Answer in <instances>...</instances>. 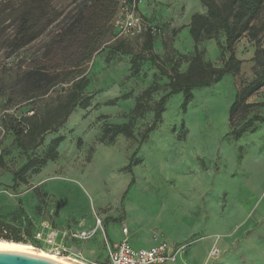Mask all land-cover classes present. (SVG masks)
<instances>
[{
    "label": "rangeland",
    "instance_id": "rangeland-1",
    "mask_svg": "<svg viewBox=\"0 0 264 264\" xmlns=\"http://www.w3.org/2000/svg\"><path fill=\"white\" fill-rule=\"evenodd\" d=\"M20 1L0 2V222L10 228L3 235L48 253L57 246L73 245L82 256L71 257L83 264L103 263L101 232L86 241L66 233L92 228L99 219L108 241H121L122 229L127 228V241L135 250L153 247L156 238L184 246L189 259L185 264H264V121L254 122L255 129L238 138L228 125L236 92L255 79L254 43L243 36L235 44L239 73L194 89L186 105L181 94L169 97L160 121L144 136L153 119L150 110L168 92V81L159 73L150 80L146 62L131 76L125 65L132 57L112 53L111 46L117 41L132 43L133 55L140 49L139 38L113 39L110 33L100 52L80 70L88 81L83 93L90 98L89 107L76 109L56 132L45 133L36 149L30 148L33 142L26 133L25 154L14 144L9 124L26 117L24 130H31L34 121L29 118L42 116L55 105L67 85L34 100L10 95L18 72L33 62L49 64L46 60L58 55L52 40L61 27L55 25L26 48L10 52L6 42L19 33V27L7 15ZM114 1L118 7L120 0ZM78 2L52 0V6L63 17ZM137 4L142 18L144 9L165 10L166 25L182 22L183 16L200 8L198 0H137ZM223 39L220 35V42ZM260 43L264 48V36ZM199 48L205 60L221 66L220 51L213 42L201 43ZM159 62L171 70L168 60ZM186 66L182 62L179 71ZM153 83L155 90L149 100H143L146 112L133 117L130 112L136 98ZM115 99V104H107ZM247 103L262 105L247 119L264 118V87ZM123 124H129L131 137L117 135L108 140L109 135L102 132L106 126ZM58 136L63 140L55 148L56 159L47 160L36 174L26 172L13 186L12 173L24 164L26 155L43 156Z\"/></svg>",
    "mask_w": 264,
    "mask_h": 264
},
{
    "label": "trees",
    "instance_id": "trees-1",
    "mask_svg": "<svg viewBox=\"0 0 264 264\" xmlns=\"http://www.w3.org/2000/svg\"><path fill=\"white\" fill-rule=\"evenodd\" d=\"M2 0H0L1 2ZM205 9L204 14L196 13L191 16L188 32L193 42V51L189 55H174L168 61L172 64L171 70H165L152 51L154 38L144 34L138 52L132 55L130 46L124 41H117L111 46V52L131 54L130 75L138 74L141 62L149 61L160 76L167 78L168 92L162 96L150 110L153 113L151 124L144 132V136L152 131L161 119L164 106L169 97L181 94L186 105L196 88L208 87L226 75L239 73L241 62L235 58V44L246 36L255 45L253 61L254 81L237 91L235 99L228 110V125L231 134L238 138L245 132L253 131L254 122H263L264 118L247 116L261 104H249L247 100L264 87V48L261 38L264 36V18L261 15L264 9V0H198ZM117 3L114 0H79L73 10L62 17L52 6V0H21L18 8H14L7 18L19 27V33L11 40H7L5 47L12 53H17L31 43L38 40L55 25L61 26L55 34L53 46L58 49L56 57L46 60L49 64L33 62L16 74L10 85V95L25 101L43 97L59 85H67L64 96L58 98L55 105L46 108L42 116L29 118L34 121L32 128L25 131L26 117H20L9 124L14 144L27 154V147L23 142L26 133L33 144L31 149L38 148L45 133L56 132L76 109L85 110L89 107L90 98H85L83 90L88 81L80 72L82 67L100 52L104 38L110 33L114 36L111 22L115 16ZM261 20V21H260ZM223 35V42L219 36ZM206 41H214L220 51L221 66H214L204 59V51L199 45ZM52 45V43H51ZM50 45V46H51ZM227 54V56L225 55ZM175 57V58H173ZM182 62L187 66L183 72L179 71ZM151 84L136 98L130 114L141 117L146 112L143 100H149L155 90ZM129 94L122 96V99ZM117 99L108 102L113 105ZM242 122L241 125H239ZM102 132L108 134V140L117 135L131 137L129 124L121 126H106ZM63 140L58 136L50 141L43 156L26 155L23 165L12 173V185L15 186L26 172L36 174L47 160L57 157L55 148ZM81 143L80 140L77 142ZM25 216V212L21 210ZM10 231L9 226L0 222V240L14 241L15 238L4 236Z\"/></svg>",
    "mask_w": 264,
    "mask_h": 264
},
{
    "label": "built area",
    "instance_id": "built-area-1",
    "mask_svg": "<svg viewBox=\"0 0 264 264\" xmlns=\"http://www.w3.org/2000/svg\"><path fill=\"white\" fill-rule=\"evenodd\" d=\"M114 33L113 39H137L149 33L154 39L163 36V29L145 20L140 15L137 0H120L117 12L111 22ZM97 232H101L105 261L95 264H185L182 257L185 247L168 242L166 240L157 241V244L149 249H133L127 241V229H122L124 238L118 243H110L101 227V222L96 219L92 229L87 231H68L69 237L77 241H86L94 237ZM215 250L213 251V253ZM56 255H74L66 246H57L53 249ZM94 264V263H93Z\"/></svg>",
    "mask_w": 264,
    "mask_h": 264
},
{
    "label": "crops",
    "instance_id": "crops-1",
    "mask_svg": "<svg viewBox=\"0 0 264 264\" xmlns=\"http://www.w3.org/2000/svg\"><path fill=\"white\" fill-rule=\"evenodd\" d=\"M199 7L200 8L198 9V11H196L195 13H193L191 15L183 16L182 22L179 20L178 21L173 20L172 22L168 21L169 25L168 24L166 25L163 22L164 20L169 19V14L165 10H156V12H150L149 10L144 9V12H142L143 17L144 18L152 17L151 18L152 20H149V21L160 26L164 30L163 38L160 37L159 39H154V41L152 42V51H153L154 55L158 58V60H160V61L166 60L167 61L170 58H172L173 55L176 57L177 53L180 55H189L193 51V42H192V39L190 38V35L188 32V26H189L190 19H191L192 15H194L196 13H199V14L205 13V9L202 7L201 4ZM152 15H156V16H152ZM165 32H166V35H164ZM140 38H142V39H140ZM140 38H139V41L137 42L139 46H141V43L143 42V37H140ZM114 41H116V40H114ZM207 42H210V43L213 42V44L216 46L214 41L203 42L202 46H204ZM131 45H133V44L132 43L128 44V46H130V47H131ZM126 56L129 58L132 57L131 54H126ZM175 57H173V58H175ZM129 61L130 60L127 59V63L125 65L126 71H128V70L130 71ZM145 62H146V65L144 66V69L148 68V72L151 73V76H152L150 80H152V78H154V76H157V73H158L157 69L149 61H145ZM92 228L87 227V228H83V229H77L75 232L87 231V230H90ZM72 231H74V230H72ZM121 235H122V232H121ZM127 237H128V230H127ZM123 238H124V236L122 235V239ZM109 241L111 243H118V242H114L110 239H109ZM67 248H69V250L74 255L82 256L81 250H78L75 246L67 245ZM184 256H187V257L184 259ZM182 259L185 262H189L187 252L184 253ZM99 263H101V262H99Z\"/></svg>",
    "mask_w": 264,
    "mask_h": 264
},
{
    "label": "bare ground",
    "instance_id": "bare-ground-1",
    "mask_svg": "<svg viewBox=\"0 0 264 264\" xmlns=\"http://www.w3.org/2000/svg\"><path fill=\"white\" fill-rule=\"evenodd\" d=\"M0 251H12L21 254H27L30 256L50 260L58 264H83L79 259L74 257L67 255L59 256L54 253L45 252L42 249L29 244L14 241L0 240Z\"/></svg>",
    "mask_w": 264,
    "mask_h": 264
},
{
    "label": "water",
    "instance_id": "water-1",
    "mask_svg": "<svg viewBox=\"0 0 264 264\" xmlns=\"http://www.w3.org/2000/svg\"><path fill=\"white\" fill-rule=\"evenodd\" d=\"M0 264H58L56 262L12 251H0Z\"/></svg>",
    "mask_w": 264,
    "mask_h": 264
}]
</instances>
